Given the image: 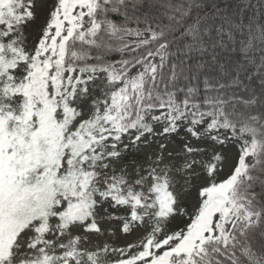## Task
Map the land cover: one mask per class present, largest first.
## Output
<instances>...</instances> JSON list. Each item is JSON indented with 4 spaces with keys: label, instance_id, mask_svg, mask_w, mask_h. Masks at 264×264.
Returning a JSON list of instances; mask_svg holds the SVG:
<instances>
[{
    "label": "snow or ice",
    "instance_id": "obj_1",
    "mask_svg": "<svg viewBox=\"0 0 264 264\" xmlns=\"http://www.w3.org/2000/svg\"><path fill=\"white\" fill-rule=\"evenodd\" d=\"M0 264H264V0H0Z\"/></svg>",
    "mask_w": 264,
    "mask_h": 264
}]
</instances>
